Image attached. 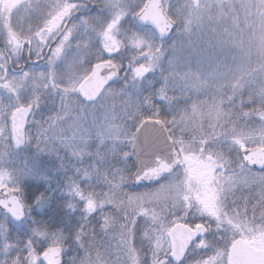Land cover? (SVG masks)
I'll list each match as a JSON object with an SVG mask.
<instances>
[{"label":"snow or ice","instance_id":"6c2138e0","mask_svg":"<svg viewBox=\"0 0 264 264\" xmlns=\"http://www.w3.org/2000/svg\"><path fill=\"white\" fill-rule=\"evenodd\" d=\"M94 2L51 0L35 28L30 24L27 30L3 28L0 89L6 95L0 97V208L19 221L28 218L33 207L25 202L21 185L33 169L28 163L14 166L10 153L30 144L36 153L51 152L57 144H75L81 150L72 155L81 163L71 166V174L63 160L57 169L65 173L59 186L67 197L63 206L68 215L79 213L74 230L79 242L74 247L80 251L70 264H172L181 261L190 246L210 254L188 264H235L240 247L264 249V89L247 100L241 97L239 112L225 111L226 104L236 107L235 88L228 98L213 89L210 103L193 99L189 93L206 92L214 81L202 72L184 73L182 64L187 61H180L160 74L163 83L158 88L144 94L141 86L153 83L148 74L158 71L163 48L156 39L122 29L124 10H115L102 24L83 16L74 19ZM37 3L29 0L28 17ZM159 7L157 0H142L132 15L151 25L162 41L175 20L157 15ZM97 39L99 46L94 48ZM219 43L208 39L204 47H193L192 56L201 69L213 60ZM92 52L94 61L82 67ZM22 54L45 70H24ZM61 61L62 72L57 68ZM9 65L20 69L19 74L11 75ZM115 81L122 82L119 89L111 83ZM25 88L30 94L22 101ZM50 96L58 97L52 100L55 110L34 121L33 129V114ZM181 98L184 106L173 110ZM155 100L169 105L171 118L161 115ZM249 104L252 107L244 111ZM253 117L259 123L250 126L247 121ZM149 127L165 134V149L138 143L137 133ZM92 143L96 149L85 151ZM218 146L235 157L226 156ZM162 177L166 179L139 191L126 187ZM100 184L107 191L97 190ZM28 187L37 193L33 204L48 202L50 194L35 185ZM197 214L201 219L196 222L187 219ZM138 228L147 251L135 242ZM213 230L219 244L207 238ZM6 231L0 222V234ZM31 233L23 248L7 236L0 238V264H68V259L61 260L66 252L61 232H50L44 222L33 220ZM100 234L108 242L98 241ZM40 238L47 247L37 252L34 241Z\"/></svg>","mask_w":264,"mask_h":264},{"label":"trees","instance_id":"16d2710c","mask_svg":"<svg viewBox=\"0 0 264 264\" xmlns=\"http://www.w3.org/2000/svg\"><path fill=\"white\" fill-rule=\"evenodd\" d=\"M18 1L21 2L11 9H5L6 11L3 12V14L0 11V47L4 46L6 41V30L3 28L11 26L17 30H27L29 24L35 28L41 23L44 13L47 11L48 5L51 2V0H38L36 9L31 13L30 17H28L26 5L29 3V0H14L13 2ZM124 5L127 6V9L124 10L126 15L121 20L122 29H132L143 34L145 38L158 40L156 35L152 34L150 30L141 28L135 23L132 13L135 12L141 4L137 5L129 0L118 1L117 3L112 1L103 12L93 8L81 16L88 17L94 21L100 20L104 23L111 18L115 10H122ZM180 6L181 8L167 7L166 13L172 19L178 21L180 28L183 30V41L185 45L191 42L192 48H200L205 46L208 39H212L213 43L217 40L220 41L219 46L215 49L213 60L202 66V73L210 78V82L214 81L212 87L206 92L197 94L189 93V95L192 96L193 99L207 100L210 103L213 89L223 92L225 98H228L233 96V88H235L236 107L233 108L231 104H226L225 111H232L233 113L239 112L241 110V97L247 100L254 92L258 93L260 90L264 89V0H182ZM81 16H77L74 19L78 21ZM198 20L202 22V30H197L193 25ZM186 25H190L187 31H185ZM177 39L178 36L175 30L172 36L168 40H165V42L171 44ZM98 46L99 41L97 39L93 41V47L95 48ZM70 54L71 53H69V55ZM94 59L95 53L92 52L85 57L81 66L84 68L88 67ZM179 59L181 61L187 60L193 67L197 65L194 56L184 57L181 55ZM24 62V70H29L34 67L36 71L45 70L43 65H33V63H28L25 60ZM57 68L62 72L58 65ZM10 74L18 75L19 72H10ZM148 79L152 80L153 83L151 85L144 83L141 86L144 94L154 91L163 83L158 71L155 74L149 73ZM112 84L114 87H120L122 82L115 81L112 82ZM29 94L30 89H22L20 92L21 100H27ZM169 94L177 95V93L172 91H170ZM5 95L6 93L4 91V94L0 95V97ZM53 98L58 100V97L50 96L41 108L35 111L32 120H34L33 118H35L34 121L43 119L55 110V104L52 103ZM155 103L160 105L162 116L171 118L172 110H170L167 103L161 100H155ZM184 103L185 100L183 98L177 100L173 105V110L175 107H183ZM189 103H191V101H189ZM251 107L252 105L249 104L243 110L247 111ZM240 123L244 124L245 121L240 120ZM247 123L250 126H254L258 124L259 121L253 117L248 120ZM31 127L33 129L35 128L34 125H31ZM103 148L104 146H101V150H103ZM95 149L96 144L93 143L89 151H94ZM0 150L3 151L2 146H0ZM220 150L224 151L228 157H235L234 152H228L227 149L222 147H220ZM10 155L15 158L14 166H21L28 163L33 169L32 174L24 176L21 181L25 202L32 204L33 207L30 216L20 223L12 222L8 216L0 212V222H3L7 228L5 233L0 234V238L7 236L17 241L20 248H23L24 241L29 239L32 235V222L33 220H37L44 222L47 225L48 231H59L67 239V232L65 233V229L68 225L67 222L74 221L77 225L79 213L68 215L63 206L67 197L59 191V186H62L64 183L65 173L57 170L59 166L58 159L48 154L36 153L34 145L31 144L21 149L14 150ZM40 172L48 173L51 176L50 180H41V184L42 187L47 188V192H45L46 195L55 192L58 197L55 214H43L45 210L50 208L49 202L40 206L33 204L37 193L30 191L28 186L36 182L35 177ZM68 174H71V170L68 171ZM162 179H166V177ZM161 180L149 186L132 187V185H126V187H128L130 191H139L143 187H153L160 183ZM105 187L107 186L103 184L97 185V190L106 191L107 189L105 190ZM255 191L256 189L254 188L253 192ZM109 210L108 207L105 208V211ZM187 219L191 222H196L201 219V217L197 214L195 216L190 215ZM92 222L95 223L96 220L93 218ZM140 231L141 229L138 228L136 233H140ZM214 232L215 230L208 233L207 238L219 244L220 242L217 241ZM137 237L138 235H136V238ZM96 239L98 241L108 242L107 238L103 237L102 234L97 235ZM110 243L115 245L114 240L110 241ZM34 247L37 252H42L44 248L47 247V242L43 240V238L37 239L34 241ZM69 254V251L66 250L65 257ZM207 254H210V250L195 249L191 246L181 264H188L189 261L196 260ZM145 259H147V257Z\"/></svg>","mask_w":264,"mask_h":264},{"label":"clouds","instance_id":"9594fccd","mask_svg":"<svg viewBox=\"0 0 264 264\" xmlns=\"http://www.w3.org/2000/svg\"><path fill=\"white\" fill-rule=\"evenodd\" d=\"M107 5H108V0H95L92 7L95 10H99L100 12H103L106 10ZM175 29H176L178 39L173 41V43L171 44L166 43L165 38H163L162 41H161V38L157 40L160 43V47L163 48V52L161 54V59H160V65L158 69L159 74H167L170 64L178 63L181 61L179 59L181 55H183L184 57H192L193 48L191 47V42H189L188 45L184 44L183 30L180 28L178 21H175ZM182 71L188 75L195 76V75H198L200 72H202V69L198 65L193 67L190 63L185 62L182 64ZM120 87H116V88L119 89ZM45 118L40 119V120L42 121ZM92 144H90L88 148L84 150L89 151ZM53 148L54 150L51 152H42V153L48 154V155H51L57 158L59 161V164L61 163V160H63L64 164L66 165V172H68L69 170L72 171L71 166L73 164L81 163V161H77L75 157H73L72 155L73 152H79L81 150L75 144H73L72 146H66L64 144H57V145H53ZM86 162L87 161H84V163ZM45 177H47V179H45ZM50 179H51V176L48 173L40 172L35 177L36 182L32 185L38 186L39 192L45 193L47 192V188L42 187L41 180H50ZM49 194H50V197L48 199V202L50 203V208L44 211L43 214L45 215L55 214V211L57 209L58 197L56 196L55 192H51ZM67 240L68 242L66 243L65 242L66 237L64 236V247L66 250L69 251L70 254L67 256V258H65V256H62L61 260L64 261L65 259H68V264H70V258L73 255L78 254L80 251V249L74 247V244L79 242V238L75 237L74 234H72L70 237H67Z\"/></svg>","mask_w":264,"mask_h":264},{"label":"water","instance_id":"95a60500","mask_svg":"<svg viewBox=\"0 0 264 264\" xmlns=\"http://www.w3.org/2000/svg\"><path fill=\"white\" fill-rule=\"evenodd\" d=\"M157 3L160 5V7L155 10L156 14L157 15L162 14L164 17L169 18L167 16V14L165 13L163 7H162L161 0H157ZM135 20L139 26L150 28L155 32V29L151 25L143 24L142 22H140L136 18H135ZM174 30H175V27L173 28L172 32L165 39H168L172 35ZM156 35L158 36L157 33H156ZM158 38H159V36H158ZM28 62L33 63V61H30V60H28ZM137 137H138V143L141 146L147 145V149H150L152 147L165 149V147H166L165 143H164L165 134L158 128H151V127L141 128L140 131L137 133ZM23 147L24 146H22L21 148H23ZM147 149H146V151H147ZM162 178H157L156 180H153V181L144 182V184H142V185H132V186L133 187L149 186V185H152V184L158 182ZM0 211L3 214H5L6 216H8L14 223H20L23 221V220L18 221L16 219L12 218L11 216H9L5 212V210L3 208H0ZM187 252L185 253V256H186ZM184 257L181 259V261H179V262L172 261V263L180 264L183 261ZM169 259L171 260V258H169ZM234 260H235V264H261V261L264 260V250L263 249H257L253 246L240 247L239 249H237V251L234 254Z\"/></svg>","mask_w":264,"mask_h":264},{"label":"rangeland","instance_id":"374dc122","mask_svg":"<svg viewBox=\"0 0 264 264\" xmlns=\"http://www.w3.org/2000/svg\"><path fill=\"white\" fill-rule=\"evenodd\" d=\"M14 0H0V11L2 12V14H3V12H5L7 9H11V8H13V7H15V6H17L21 1H18V2H13ZM24 1V0H23ZM22 1V2H23ZM113 2H118V0H112ZM184 1H186V0H184ZM191 1H197V0H191ZM254 1V0H253ZM180 2H182V0H180ZM16 3V4H15ZM138 5V4H137ZM178 8H181V6H179ZM6 9V10H5ZM127 9V6H123L122 7V10H126ZM105 23V22H104ZM202 22L201 21H196L193 25H194V27L197 29V30H202L201 28H202ZM200 27V28H199ZM151 35V34H150ZM28 60L29 59H27V62H28ZM58 66L60 67V70H64V63L61 61V62H59L58 63ZM16 69H18V68H16ZM4 90V89H3ZM47 103V102H46ZM34 120H35V118H33ZM34 120H33V123H34ZM32 125H34V127H35V124H32ZM0 152H2L1 150H0ZM107 189V187H105V190ZM107 191V190H106ZM1 212V211H0ZM13 222V221H12ZM67 227H66V231H65V233H66V236L67 237H70L72 234H74V230H75V227H76V224H75V222L74 221H70V222H67ZM136 235H138V237L136 238V240H135V242L138 244V245H141L142 247H143V249L145 250V251H147V244H146V242H144L141 238H140V233H136ZM66 242H68V240L66 239ZM255 247V246H254ZM256 248H258V247H256ZM258 249H261V248H258ZM264 250V249H263ZM147 256H145V258H146ZM65 258H67V257H65ZM145 260H147V259H145Z\"/></svg>","mask_w":264,"mask_h":264},{"label":"flooded vegetation","instance_id":"af4514ba","mask_svg":"<svg viewBox=\"0 0 264 264\" xmlns=\"http://www.w3.org/2000/svg\"><path fill=\"white\" fill-rule=\"evenodd\" d=\"M118 1H125V0H118ZM129 1H131L134 4H138V5H140L142 3V0H129ZM161 2H162V7H163L164 11H166V8L167 7H174V8H176V7H179L180 4H181L180 0H161ZM92 9H93V7L90 5L89 7L82 9L80 12H77L76 15H75V17L81 16L82 14H86L87 12H89ZM134 21L136 23L135 18H134ZM95 23H102V21L96 20ZM146 29L150 30L152 34L156 35L153 30H151L149 28H146ZM3 47L4 46H1L0 48H3ZM27 59H28L27 58V55L26 54H22V58H21V61L20 62L24 65L25 64L24 60L27 62ZM9 70L12 73V71L18 70V69H16L13 65H9ZM0 91H1L0 92V95H2V94H4V91L5 90L0 89Z\"/></svg>","mask_w":264,"mask_h":264}]
</instances>
